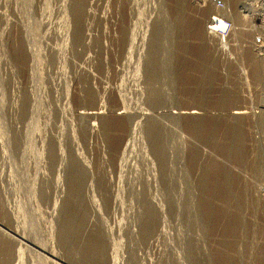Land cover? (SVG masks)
I'll list each match as a JSON object with an SVG mask.
<instances>
[{"label": "rangeland", "instance_id": "1", "mask_svg": "<svg viewBox=\"0 0 264 264\" xmlns=\"http://www.w3.org/2000/svg\"><path fill=\"white\" fill-rule=\"evenodd\" d=\"M220 2L247 14L225 44ZM238 4L0 0V228L26 245L0 233V263L264 264V58Z\"/></svg>", "mask_w": 264, "mask_h": 264}, {"label": "bare ground", "instance_id": "2", "mask_svg": "<svg viewBox=\"0 0 264 264\" xmlns=\"http://www.w3.org/2000/svg\"><path fill=\"white\" fill-rule=\"evenodd\" d=\"M176 1V0H175ZM179 1V0H178ZM184 1V0H183ZM251 2V0H244V1H241V3H240V1H238V0H236V2H239V6L242 8V10H245V9H250V15L251 16H256L257 18H259L260 20H264L263 18H264V2L263 1H261V4H259V5H261V6H259V7H256V2H255V0H253L254 2H255V5H254V3H253V5L252 4H250V2ZM257 1V0H256ZM259 1V0H258ZM173 2V1H172ZM182 2V1H181ZM249 2V3H248ZM173 3H175V2H173ZM177 3V2H176ZM178 3H180V2H178ZM177 3V4H178ZM226 5H228L227 4V2L225 3ZM73 9H74V14H75V16H76V18H78L77 17V15H81V9H80V6H78V1H74V3H73ZM181 5V4H180ZM225 5V6H226ZM230 6V5H229ZM232 6V5H231ZM258 6V5H257ZM178 7H179V5H178ZM182 7V6H181ZM227 8V7H226ZM224 9V6H223V11H225L224 13L225 14H227L228 15V17L230 18V20H232V22L234 23V22H238L239 20H243L242 18H245V15L247 16V14H245V15H243V14H241V12H239L238 10H237V5L234 7V9H231V10H228V8L227 9ZM177 9H179V8H177ZM228 10V11H227ZM233 10V11H232ZM222 11V10H221ZM181 12V11H180ZM245 12V11H244ZM79 13V14H78ZM177 13V12H176ZM224 14V15H225ZM177 15V14H176ZM249 15V16H250ZM81 18V17H80ZM175 18H178V16L177 17H175ZM247 18V17H246ZM251 18V17H250ZM180 19V18H179ZM78 20V19H77ZM80 20V19H79ZM220 21V25H222V27H224V23H222L223 21L222 20H219ZM78 22V21H77ZM243 22V21H242ZM75 25V24H74ZM237 25V24H236ZM233 26H234V24H233ZM252 26H254V25H252ZM78 27V26H77ZM209 28H207L206 27V30L209 32V34H210V32H212V30L214 29V26H208ZM169 28V27H168ZM170 28H171V26H170ZM77 29V28H76ZM191 29V28H190ZM237 29H238V27H237ZM236 29V30H237ZM242 29V27H240V30ZM172 30V29H171ZM239 30V29H238ZM82 32V31H81ZM80 32V33H81ZM233 32H234V29H233ZM233 32H232V34L231 35H234L233 34ZM239 31H237L236 33L237 34H239L238 33ZM76 34V33H75ZM132 34V33H131ZM77 35V34H76ZM205 35V34H204ZM125 36V35H124ZM123 36V37H124ZM131 36V35H130ZM129 36V37H130ZM214 36V35H213ZM212 36V37H213ZM78 37V36H77ZM88 37V36H87ZM94 37V36H93ZM122 37V38H123ZM154 37V36H153ZM152 37V38H153ZM232 37V36H231ZM75 38H76V36H75ZM234 39H235V37H234ZM76 40V39H75ZM81 40V39H80ZM80 40H78V41H80ZM236 40V39H235ZM244 40V39H243ZM86 41H87V38H86ZM209 41V40H208ZM103 42V41H102ZM123 42V41H122ZM212 42V41H211ZM84 43H85V40H84ZM105 43V42H104ZM130 45V44H129ZM214 45H215V43H214ZM24 46V45H23ZM215 46H217V45H215ZM214 46V47H215ZM128 47V46H127ZM213 47V46H212ZM153 48V47H152ZM154 48H155V46H154ZM213 49V48H212ZM217 49V48H216ZM240 49V48H239ZM238 49V50H239ZM155 50V49H154ZM215 50V49H214ZM211 51V50H210ZM240 51V50H239ZM238 51V52H239ZM246 51V50H245ZM256 51V50H255ZM129 52H130V47H129V50L128 51H126L125 52V55L126 54H129ZM179 52V51H178ZM217 52V51H216ZM18 53V52H17ZM151 53V52H150ZM253 53V52H252ZM20 54V53H19ZM32 54V53H31ZM154 54V53H153ZM238 54V53H237ZM22 55V54H21ZM256 55V54H255ZM31 56V55H30ZM30 56H28V57H30ZM257 57V56H256ZM255 56H254V54L252 55V54H250V60L248 61V63L250 64V66L251 67H254L255 68V70L256 71H254L255 73H262V71L261 70H258L257 68L258 67H260L259 66V64L257 65V63H259V61H258V59L256 58ZM247 59H249L248 57H247ZM244 61V60H243ZM263 63H264V61H263ZM262 69V68H261ZM152 70V69H151ZM263 70V69H262ZM240 73H241V71H240ZM252 73V72H251ZM236 74H238V73H236ZM260 77V76H259ZM227 95V94H226ZM217 97V96H216ZM172 113L170 114L171 115V117H173L174 119H180V118H183V117H189V118H193V119H199L200 120V118H202L201 116V114L199 113V112H197L196 110H188V111H184V112H182V111H178V112H176V111H171ZM101 112H99L98 111V109L97 110H91V111H80V114H79V116L80 117H89V118H93V117H100L101 115H99ZM245 112H238V111H234V112H232V113H230V115H231V117H232V119H230V121H231V126H229L230 128H231V130H232V132L234 131V133H233V138H231V141L233 142L234 140H236V134H235V130L237 129V128H239V123L237 124V121L239 120V119H241L242 118V116H244L243 114H244ZM140 114L142 115V116H144V117H146V118H148L149 116L147 115V114H145V113H141L140 112ZM170 115H168V116H170ZM124 116V115H123ZM127 116V115H126ZM132 116L131 115H128V119L129 118H131ZM149 118H151V117H149ZM194 120V121H195ZM202 120V119H201ZM261 120H263V119H261ZM196 122V121H195ZM210 122H212V121H210ZM261 122H263V121H261ZM260 122V123H261ZM127 123V122H126ZM151 123V122H150ZM257 123V122H256ZM195 125L197 124V123H194ZM242 124V123H241ZM151 125V124H150ZM209 125V124H208ZM212 125V124H211ZM239 125V126H238ZM196 126H198V125H196ZM257 126V125H256ZM262 126H264V125H262ZM132 127H133V125H132ZM151 127H152V131L154 130V125L152 124L151 125ZM205 127V126H204ZM210 128L212 127V126H209ZM251 128V127H250ZM257 128H258V126H257ZM135 128H132V130L130 131V132H133V130H134ZM150 129V128H149ZM206 129V128H205ZM212 129H216V128H212ZM222 129V128H221ZM240 129V128H239ZM249 129V128H248ZM238 130V129H237ZM241 130V129H240ZM135 131V130H134ZM212 131V130H211ZM210 130L208 131L209 133L211 132ZM261 131H262V128H261ZM125 132V131H124ZM155 132V131H154ZM230 132V131H229ZM264 132V131H263ZM203 133V132H202ZM208 133V134H209ZM259 133V132H258ZM156 134V133H155ZM209 136H211V135H209ZM228 136V135H227ZM160 137V136H159ZM212 138V137H211ZM248 138V137H247ZM260 138H262V134H261V137ZM214 139V138H213ZM238 139V138H237ZM220 140V139H219ZM236 141H238V140H236ZM230 142V141H229ZM235 142V141H234ZM239 142V141H238ZM232 144V143H231ZM251 144V143H250ZM210 146H212V145H210ZM251 146V145H250ZM257 146H260V145H257ZM261 147V146H260ZM257 149H259L258 147H256ZM199 150V149H198ZM203 150V149H202ZM230 151H231V149H230ZM259 151H260V149H259ZM224 152V151H223ZM253 152V151H252ZM49 153H50V151H49ZM161 154V153H160ZM200 154V153H199ZM198 155V154H197ZM103 156V155H102ZM210 156V155H209ZM52 157V156H51ZM49 158L50 159V164H49V168L51 169L52 168V164H54V162H52V164H51V159H52V161H53V158ZM111 157V156H110ZM199 157V156H198ZM215 157V156H214ZM239 157V156H238ZM99 163H101V162H99ZM205 163V162H204ZM212 163V162H211ZM238 163V162H237ZM61 164H62V161H60L59 162V165L61 166ZM82 165H84V170L85 171H88L89 169H88V167L86 166V163L84 162V164L82 163ZM205 166V165H204ZM211 166V165H210ZM209 167V166H208ZM216 167V166H215ZM48 168V169H49ZM49 169V170H50ZM210 169V168H209ZM243 169V168H242ZM49 170H47L46 171V173H48V171ZM78 172H80V173H82V170L80 169V171L79 170H77ZM77 171H76V174L75 175H77L78 176V173H77ZM213 173V172H212ZM211 173V174H212ZM245 173V172H244ZM42 174V173H41ZM74 175V176H75ZM225 175V174H224ZM226 175H227V173H226ZM79 176H82V175H80L79 174ZM204 176V175H203ZM206 176V175H205ZM217 176V175H216ZM207 178V177H206ZM225 178V177H224ZM226 178H227V176H226ZM225 178V179H226ZM74 179H76V176H75V178ZM78 179H79V177H78ZM212 179V178H211ZM219 179V178H218ZM77 180V179H76ZM236 182V181H235ZM40 184V183H39ZM211 184V183H210ZM204 185V184H203ZM39 186V185H38ZM44 186V185H43ZM41 188H42V183L40 184V193H43L44 192V189H42L41 190ZM226 188V187H225ZM230 191V190H229ZM212 193V192H211ZM77 196V195H76ZM210 199V198H209ZM209 199H207V200H209ZM214 200V199H213ZM223 200V199H222ZM225 200V203H226V199H224ZM55 201V200H54ZM211 201V200H210ZM212 202V201H211ZM55 204V206L57 205V202H55L54 203ZM202 204V203H201ZM222 204H223V202H222ZM199 205V204H198ZM209 205V204H208ZM217 205V204H216ZM54 206V205H53ZM207 206V205H206ZM212 205L210 204L209 205V207H208V210H210V211H212L213 209H212ZM55 208V207H54ZM56 209V208H55ZM218 209V208H217ZM226 209V208H225ZM223 210V209H222ZM215 211V210H214ZM208 212V211H207ZM226 213V212H225ZM152 214V211H150V210H147V216L149 215H151ZM216 221V220H215ZM228 223V222H227ZM204 226V225H203ZM72 228H74V227H72L71 226V229ZM217 228V227H216ZM70 229V230H71ZM67 231V230H66ZM229 231V230H228ZM71 232V231H70ZM0 233L2 234V236L4 235L5 237H6V239L7 240H9V241H7L8 243H10V245L8 244V245H4L3 246V248H5V250H6V252H8L9 250H10V248L12 247L11 246V244H13L14 243V245L15 244H18L19 246L20 245H25L24 243H22L21 242V238L19 239L18 237H16L15 235H12V234H8L7 233V231L5 232V230H3V229H1L0 228ZM68 234V233H67ZM219 236V235H218ZM4 237V238H5ZM66 237V236H65ZM3 238V237H2ZM24 239V238H23ZM69 239V238H68ZM2 240V239H1ZM66 242V241H65ZM95 243V242H94ZM31 244V243H30ZM86 244V243H85ZM91 244V243H90ZM36 245V244H35ZM87 245V244H86ZM97 245V244H96ZM89 246V245H88ZM87 246V247H88ZM92 246H93V243H92ZM25 247H26V245H25ZM28 247V246H27ZM87 247H86V250L88 251V249H90V248H88L87 249ZM91 247V246H90ZM22 248V247H21ZM19 249V248H18ZM33 250V249H32ZM70 251V250H69ZM35 252V251H34ZM86 252V251H85ZM84 252V253H85ZM87 254H88V252H87ZM93 254V253H92ZM70 255V254H69ZM50 256H52V257H54L55 259H57V260H59V258L58 257H56L57 256V254H55L54 255V252H52V254L50 253ZM87 257L89 256V255H86ZM91 256V255H90ZM90 256H89V258H87V263L88 262H90L89 261V259H91L90 258ZM93 256V255H92ZM94 257V256H93ZM83 260V259H82ZM84 260H85V258H84ZM84 260H83V262H84ZM48 261H49V263L50 264H62V262L60 263L59 261H56V260H54V259H48ZM93 261V260H92ZM79 262H80V260H79ZM95 262V261H94ZM209 262V261H208ZM68 263V262H67ZM85 263H86V261H85ZM86 263V264H87ZM0 264H6V260H4L3 262H1ZM64 264V263H63ZM84 264V263H83ZM202 264V263H201Z\"/></svg>", "mask_w": 264, "mask_h": 264}, {"label": "built area", "instance_id": "3", "mask_svg": "<svg viewBox=\"0 0 264 264\" xmlns=\"http://www.w3.org/2000/svg\"><path fill=\"white\" fill-rule=\"evenodd\" d=\"M217 6L223 10V4L221 2L217 3ZM219 19L223 21L222 23H224V27L220 25ZM211 20V24L212 26H214V29L212 30V32H210V34L217 36L218 33H220L218 36L221 35V41H223V43L225 44L223 39L226 38L228 34L234 29L233 22L228 18L225 19L221 17L219 13L213 15ZM250 20L253 21V31L258 33V35L256 36L253 34L252 42L254 45V49L256 50V56L264 58V20H258L257 17H253Z\"/></svg>", "mask_w": 264, "mask_h": 264}]
</instances>
